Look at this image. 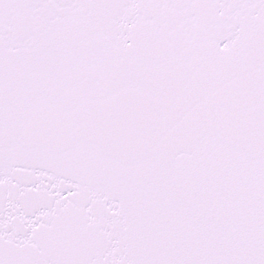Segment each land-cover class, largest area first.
I'll list each match as a JSON object with an SVG mask.
<instances>
[{"label": "snow or ice", "instance_id": "snow-or-ice-1", "mask_svg": "<svg viewBox=\"0 0 264 264\" xmlns=\"http://www.w3.org/2000/svg\"><path fill=\"white\" fill-rule=\"evenodd\" d=\"M0 264H264V0H0Z\"/></svg>", "mask_w": 264, "mask_h": 264}]
</instances>
